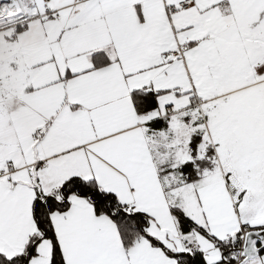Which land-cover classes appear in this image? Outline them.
Instances as JSON below:
<instances>
[{
  "label": "snow or ice",
  "instance_id": "1",
  "mask_svg": "<svg viewBox=\"0 0 264 264\" xmlns=\"http://www.w3.org/2000/svg\"><path fill=\"white\" fill-rule=\"evenodd\" d=\"M0 264H264V0H0Z\"/></svg>",
  "mask_w": 264,
  "mask_h": 264
}]
</instances>
